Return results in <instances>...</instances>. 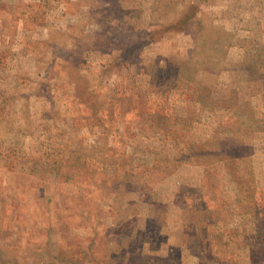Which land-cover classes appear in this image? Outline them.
Wrapping results in <instances>:
<instances>
[{"label":"rangeland","instance_id":"rangeland-1","mask_svg":"<svg viewBox=\"0 0 264 264\" xmlns=\"http://www.w3.org/2000/svg\"><path fill=\"white\" fill-rule=\"evenodd\" d=\"M0 264H264V0H0Z\"/></svg>","mask_w":264,"mask_h":264}]
</instances>
